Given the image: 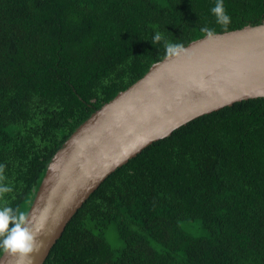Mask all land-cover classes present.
<instances>
[{"label":"trees","instance_id":"trees-1","mask_svg":"<svg viewBox=\"0 0 264 264\" xmlns=\"http://www.w3.org/2000/svg\"><path fill=\"white\" fill-rule=\"evenodd\" d=\"M0 0V165L26 214L49 159L167 54L264 21V0ZM113 231L119 247L106 234ZM3 252H0V256ZM43 264H264V98L201 116L110 174Z\"/></svg>","mask_w":264,"mask_h":264},{"label":"water","instance_id":"water-1","mask_svg":"<svg viewBox=\"0 0 264 264\" xmlns=\"http://www.w3.org/2000/svg\"><path fill=\"white\" fill-rule=\"evenodd\" d=\"M182 49L95 110L49 159L27 212L36 250L23 264H43L89 196L143 149L201 116L264 98V21ZM0 264L21 261L3 252Z\"/></svg>","mask_w":264,"mask_h":264},{"label":"clouds","instance_id":"clouds-1","mask_svg":"<svg viewBox=\"0 0 264 264\" xmlns=\"http://www.w3.org/2000/svg\"><path fill=\"white\" fill-rule=\"evenodd\" d=\"M211 14L216 18V23L222 27H227L231 23V16L225 9L224 0H215V4L210 9ZM209 35L213 34L212 29L205 28ZM152 44L163 42L167 54L178 56L183 51L181 45L169 42L164 39L161 31L156 30L150 40ZM3 168L0 165V201H4L5 194L11 193V185L3 183ZM36 230L32 227L28 215L20 209H15L7 203H0V252H7L17 256L23 261L30 262V255L36 250L35 245Z\"/></svg>","mask_w":264,"mask_h":264},{"label":"rangeland","instance_id":"rangeland-1","mask_svg":"<svg viewBox=\"0 0 264 264\" xmlns=\"http://www.w3.org/2000/svg\"><path fill=\"white\" fill-rule=\"evenodd\" d=\"M106 238L108 243L112 246V247H119V242L117 241L116 235L113 231H109L106 234Z\"/></svg>","mask_w":264,"mask_h":264}]
</instances>
